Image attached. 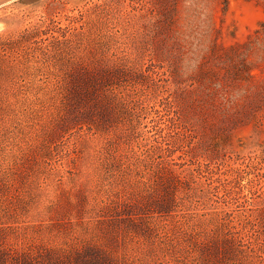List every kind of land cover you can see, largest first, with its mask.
Masks as SVG:
<instances>
[{
	"label": "rangeland",
	"instance_id": "rangeland-1",
	"mask_svg": "<svg viewBox=\"0 0 264 264\" xmlns=\"http://www.w3.org/2000/svg\"><path fill=\"white\" fill-rule=\"evenodd\" d=\"M0 34V70L111 69L127 101L71 130L39 106L0 113L9 243L67 246L73 264H227L238 236L264 264V0H0Z\"/></svg>",
	"mask_w": 264,
	"mask_h": 264
},
{
	"label": "trees",
	"instance_id": "trees-1",
	"mask_svg": "<svg viewBox=\"0 0 264 264\" xmlns=\"http://www.w3.org/2000/svg\"><path fill=\"white\" fill-rule=\"evenodd\" d=\"M16 36L15 40L22 41L23 39L28 40L31 34L26 28ZM1 39L14 40L11 34L7 36L0 34V41ZM7 48L0 46V54L6 55ZM42 51L47 59L50 54L49 48L44 47ZM30 57L34 58V55ZM17 58L9 60L10 65L0 70V113L23 106L25 110H34L39 106L51 119L62 122L61 124L71 130L74 128L71 118L77 117L81 111L90 106L94 111L105 110L112 106L123 111L127 106L126 97L121 92V84L109 79L111 73H114L111 69L83 73L77 69L37 68L34 64L18 67ZM30 94L35 96L33 100L31 99L32 101H30ZM76 125L82 127L83 123L79 122ZM89 129L92 128L89 126ZM11 164L9 161L6 164L0 163V184L2 180L8 182V179H13L10 175ZM102 202H104V207L109 206L110 208L118 204L120 199L107 198ZM173 202L172 211L178 206L175 195ZM1 206L4 205L0 201V210H2ZM118 216L119 219L124 218V215L119 214ZM147 225L149 228H156L151 221ZM232 242L235 257L228 259L227 264H245L249 253L243 248L238 236ZM73 245H76V242ZM90 248L98 250L96 245ZM68 251L69 248L63 245H51L39 249L33 244H23L20 241L9 243L6 236L0 233V264H73V257ZM80 253L81 251H77V255Z\"/></svg>",
	"mask_w": 264,
	"mask_h": 264
}]
</instances>
